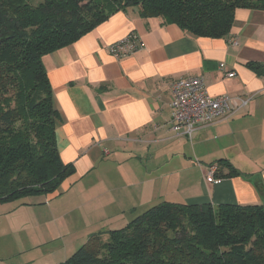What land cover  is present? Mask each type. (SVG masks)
<instances>
[{
  "label": "crops",
  "instance_id": "1",
  "mask_svg": "<svg viewBox=\"0 0 264 264\" xmlns=\"http://www.w3.org/2000/svg\"><path fill=\"white\" fill-rule=\"evenodd\" d=\"M130 34L138 36L139 48L114 57L110 47ZM252 63L264 64V11L252 9L235 11L226 37L204 38L130 8L45 56L60 115L57 147L62 161L75 167L63 193L47 198L66 197L52 212L59 222L50 226L64 240L49 251L51 258H67L92 234L116 229L98 226L65 242L75 216L96 205L119 216L162 202L264 205V75ZM198 76L212 98L247 103L199 128L190 141L172 130L171 85ZM211 164L218 166L219 184L206 180ZM7 259L0 256L10 264Z\"/></svg>",
  "mask_w": 264,
  "mask_h": 264
},
{
  "label": "trees",
  "instance_id": "2",
  "mask_svg": "<svg viewBox=\"0 0 264 264\" xmlns=\"http://www.w3.org/2000/svg\"><path fill=\"white\" fill-rule=\"evenodd\" d=\"M130 8L223 38L237 9L264 11V0H0V203L39 205L29 200L60 192L75 174L57 147L60 115L43 58ZM250 68L264 75V64ZM58 264H264V205L162 202L92 234Z\"/></svg>",
  "mask_w": 264,
  "mask_h": 264
},
{
  "label": "rangeland",
  "instance_id": "3",
  "mask_svg": "<svg viewBox=\"0 0 264 264\" xmlns=\"http://www.w3.org/2000/svg\"><path fill=\"white\" fill-rule=\"evenodd\" d=\"M65 198L51 202L45 196L31 198L30 203H41L37 206L23 205L24 200L0 203V256L4 259L12 258L10 264H58L68 259L72 254L67 258H51L49 253L58 244L62 245L64 240L59 236V231L51 228L50 224L59 222V217L55 218L52 212L55 207L59 209ZM130 211L131 209L119 216L115 215L116 210L113 207L103 209L96 205L94 211L87 215L77 214L72 232H66L68 238L65 242L69 243L73 238L79 239L86 232L98 229V226L105 229L113 224L116 228L123 227L142 214H126Z\"/></svg>",
  "mask_w": 264,
  "mask_h": 264
},
{
  "label": "built area",
  "instance_id": "4",
  "mask_svg": "<svg viewBox=\"0 0 264 264\" xmlns=\"http://www.w3.org/2000/svg\"><path fill=\"white\" fill-rule=\"evenodd\" d=\"M125 41H121L110 48L115 57L128 55L136 47L137 38L134 35L129 36ZM223 67V65H221ZM234 77L235 73L228 74ZM172 102L171 106L175 113L174 132L183 131L184 134H191L199 127L205 126L222 117H230L235 114L240 106L247 102L241 100L240 105L233 102L229 96L212 98L205 87L203 77L194 79H180L172 83ZM208 95H207V94ZM177 134V133H176ZM217 165H210L206 172L207 182L219 184L217 178Z\"/></svg>",
  "mask_w": 264,
  "mask_h": 264
},
{
  "label": "bare ground",
  "instance_id": "5",
  "mask_svg": "<svg viewBox=\"0 0 264 264\" xmlns=\"http://www.w3.org/2000/svg\"><path fill=\"white\" fill-rule=\"evenodd\" d=\"M131 35H134V36H136V40H137V42H136V47H135V49L133 50V51H131L128 55H130L131 53H133L134 51H136L138 48H139V38H138V36L137 35H135V34H130V35H128L125 39H123L122 41H125L127 38H129L130 39V37L129 36H131ZM119 42H121V41H119ZM119 42H117V43H119ZM117 43H115V44H117ZM115 44H113V45H115ZM112 45V46H113ZM111 46V47H112ZM110 47V48H111ZM111 53H112V51H111ZM113 55V54H112ZM128 55H126V56H128ZM114 56V55H113ZM126 56H123V57H120V58H118V57H116V58H118V59H121V58H124V57H126ZM115 57V56H114ZM198 77H201V76H198ZM194 78H196V77H191V78H186L185 80H187V79H194ZM206 87V86H205ZM207 89V88H206ZM171 93H172V86H171ZM207 94V93H206ZM208 95V94H207ZM173 97V96H172ZM172 97H171V100H170V108H171V110H172V127H175V125H176V121H175V113H174V110H173V108H172V106H171V102H172ZM206 126V125H205ZM205 126H201V127H199V128H202V127H205ZM198 128V129H199ZM197 129V130H198ZM196 130V131H197ZM175 133H177L176 134V136H178V137H181V138H186V139H188V140H192V137H193V134H194V132H192L190 135L189 134H184V132L183 131H178V132H175ZM211 165H215V164H211ZM208 169V168H207ZM206 177V176H205Z\"/></svg>",
  "mask_w": 264,
  "mask_h": 264
}]
</instances>
